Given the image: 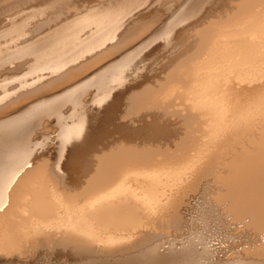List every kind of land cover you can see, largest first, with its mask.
Segmentation results:
<instances>
[{"label":"bare ground","instance_id":"6f19581e","mask_svg":"<svg viewBox=\"0 0 264 264\" xmlns=\"http://www.w3.org/2000/svg\"><path fill=\"white\" fill-rule=\"evenodd\" d=\"M133 1L116 2L122 10L116 18L108 10L109 14L93 17L90 7V14L83 11L85 16L60 21L64 24L33 44H27L26 31L25 37L22 34L26 46L19 43V49L11 50L9 44L11 57L0 52V67L29 55L35 60L33 66L28 61L31 67L27 65L21 76L11 79L8 74L10 81L2 78L5 83L0 84V112L18 107L16 101L31 100L0 119V264H31L39 252L45 259L53 256L59 264H264V0H182L178 10L154 30L152 21L141 18L125 24L140 9L134 8L138 4L133 6ZM60 2L53 0L46 8ZM206 3L211 6L208 12L191 25L189 20ZM15 21L14 28L24 26L25 22ZM88 21L97 28L81 38L84 27L91 26L86 25ZM172 39L185 42L177 63L169 64L158 85L130 90L126 111H120L126 98L119 90L139 73L142 53L159 40L172 44ZM98 49V56L89 60L87 53ZM83 57L84 62L77 65ZM95 59L97 64L106 59L110 63L88 76ZM86 105L99 110L90 114ZM131 115L138 116L133 118L137 127L115 125L117 117ZM51 117L57 125V158L48 164L44 145L49 140L34 143L29 134ZM112 134L118 137L108 139ZM196 192L203 195L206 216L219 217L224 235L242 233L253 244L220 259L208 234L197 235L198 242L194 237V241L182 240L181 248L174 240L159 241L166 226L181 228L187 217L181 211L190 201L188 196ZM209 193L212 198H206ZM213 207H217L215 216ZM239 223L240 229L235 226ZM156 227L160 234H154Z\"/></svg>","mask_w":264,"mask_h":264},{"label":"rangeland","instance_id":"374dc122","mask_svg":"<svg viewBox=\"0 0 264 264\" xmlns=\"http://www.w3.org/2000/svg\"><path fill=\"white\" fill-rule=\"evenodd\" d=\"M11 1H12V4H11ZM21 0H16V2H15V0L13 1V0H0V31L2 30V32L3 31H5V33L3 32L2 33V35H1V32H0V38L2 37V39L4 38V41L2 40V39H0V49L2 50V51H0L1 52V54H4L5 52H7V54H6V57H11L12 56V54L14 53H12L11 52V50H14V49H19L18 48V46L20 47V44H24V46H26L25 44H26V40L27 39H29L30 40V38H32L33 37V35L34 34H36L35 36H34V38L33 39H31L30 41L28 40L27 41V44H29V43H32L33 44V40L35 41V40H39V38L41 37V38H43L44 36H47L48 35V33H51V32H53V31H55L59 26L58 25H60L61 24V22H64V23H66L67 21L69 22V21H71V20H74V18H78V17H82V16H85V15H88V14H90L89 12H90V10H91V8L90 7H92V9H94V11L93 10H91L93 13L92 14H90V15H95V16H93V17H97V16H100L99 14H101V15H103V13H108V11L110 12V11H112L110 14L111 15H114L115 16V18H116V16L117 17H120V16H122V12H120V11H122L121 10V6H119V8H118V4L117 3H119V5L122 3V0L121 1H119V0H114V4L115 5H113V6H116V7H113L112 6V1L113 0H110L109 1V3L107 2V0H69V1H66V0H61V2H64V3H62L64 6H63V8H61L62 7V4H61V2L59 3V4H57L56 6L57 7H51V8H46L50 3L49 2H51L52 3V1L53 0H46V1H44V0H38V2H37V0H32V4H31V0H22L21 1V3L19 4V2H20ZM48 1V2H47ZM119 1V2H118ZM139 1V2H138ZM142 1V2H141ZM175 1V2H174ZM177 1V2H176ZM217 1V0H216ZM15 2V3H14ZM26 2V3H25ZM29 2V3H28ZM36 2V3H35ZM39 2H41V3H39ZM45 2H46V4H45ZM70 3V6H72L71 8H69V4H66V3ZM74 2V6H73V3ZM117 2V3H116ZM135 2V3H134ZM147 4H145V3ZM152 2V3H151ZM156 2V3H155ZM170 2V3H169ZM182 0H170V1H168V0H154V2H153V0H135V1H133V6H135V4H138V5H136L134 8H138V7H140V11L138 10V9H136V11L137 12H139V13H137L135 10L133 11V13H134V16H130V20H128V22H129V24H128V22H127V20L125 21V24L127 23V25H130V23H131V21L132 22H134V21H137V20H140V18L141 19H144L145 20V22L146 21H148V22H150V21H152V27H153V30L156 28V29H158L162 24H163V22L165 21V20H167V19H169L171 16H172V13H174V12H176V10H178V9H176L177 7L179 8L180 7V5L182 4ZM28 3V4H27ZM35 3V4H34ZM77 3V4H76ZM98 3V4H97ZM106 3V4H105ZM110 3H111V5H110ZM149 3V4H148ZM14 4V5H13ZM16 4V5H15ZM25 4V5H24ZM42 4V5H41ZM101 4V5H100ZM105 4V5H104ZM109 4V5H108ZM117 4V5H116ZM141 4V5H140ZM144 4V5H143ZM157 4V5H156ZM162 4V5H161ZM169 4H171V6L169 5ZM174 4V5H173ZM175 4H176V6H175ZM8 5V6H7ZM21 5V6H20ZM32 5H33V7H32ZM35 5V6H34ZM44 5H46V6H44ZM51 5V4H50ZM96 7H95V6ZM140 5V6H139ZM148 5H151V6H148ZM156 5V6H155ZM160 5H161V7H160ZM164 5L165 6H169V7H164ZM206 5H208L207 7L206 6H204V7H202V8H200L201 10H199V12H197L196 14H195V16H193L191 19H192V21H191V19L189 20V23L191 24V23H194V21H196V20H198L199 18L198 17H202V15L204 16V14H206L207 12H208V10H209V8L211 7L210 6V3L209 4H207L206 3ZM5 6H6V8H5ZM15 6V7H14ZM16 6H19L20 8H18V7H16ZM24 6V7H23ZM40 6V7H39ZM43 7V9L45 8V9H47L46 11L47 12H43V9H42V7ZM60 6V7H59ZM66 6H67V9H66ZM94 6V7H93ZM98 6V7H97ZM105 6L107 7V9H105ZM109 6V7H108ZM142 6L144 7L143 9H144V12H142L143 11V9H142ZM146 6H148V7H150V8H148V7H146ZM158 6V7H157ZM3 7V8H2ZM27 7V8H26ZM29 7V8H28ZM35 7H37L38 9L40 8V10H39V12H38V9L37 8H35ZM104 7V8H103ZM132 7V6H131ZM130 7V8H131ZM163 7V8H162ZM16 8H18L17 10H15ZM32 8V9H31ZM53 8H56V9H53ZM60 10H59V9ZM87 8H88V10H87ZM101 8V10H99ZM113 8V9H112ZM133 8V7H132ZM146 8V9H145ZM171 8V9H170ZM6 9V10H5ZM13 9V10H12ZM19 9H21V11L19 10ZM42 9V10H41ZM48 9H50V10H48ZM58 9V10H57ZM65 9V10H64ZM110 9V10H109ZM117 9V10H116ZM150 9L152 10V13H151V11H150ZM159 9V10H158ZM165 9V10H164ZM174 9V10H173ZM199 9V8H198ZM205 9V11L203 12L202 10H204ZM1 10H2V12H1ZM9 10V11H8ZM23 10H25V11H23ZM28 10H30V12H28ZM52 10V11H51ZM65 11V12H63V11ZM87 10V11H86ZM106 10H108V11H106ZM113 10H115V11H113ZM147 10V11H146ZM162 10V11H161ZM172 10V11H171ZM14 11V12H13ZM16 11V12H15ZM18 11V12H17ZM35 11V12H34ZM50 11V12H49ZM86 12V13H84V12ZM97 11H100V13L99 12H97ZM103 11V12H102ZM119 11V12H118ZM131 11V10H130ZM153 11H155V12H153ZM169 11H171V12H169ZM174 11V12H173ZM202 11V12H201ZM7 14H6V13ZM36 12H38V16H35L36 15ZM55 12H57L56 14H55ZM68 12V13H67ZM118 12V14H119V16L116 14V13ZM129 12V11H128ZM163 12H165V13H163ZM169 12V13H168ZM206 12V13H205ZM3 13V14H2ZM14 13V14H13ZM22 13H24V15L22 14ZM26 13V14H25ZM30 13V14H29ZM35 13V14H34ZM40 13H43V15L41 16V14ZM51 13V14H50ZM65 14V17H64V14ZM80 13H82V15L80 16L79 14ZM85 15H84V14ZM88 13V14H87ZM95 13V14H94ZM98 13V14H97ZM113 13H115V14H113ZM143 13V14H142ZM148 13H150V15L148 14ZM158 13V14H157ZM203 13V14H202ZM1 14H2V16H1ZM6 14V15H5ZM16 14V15H15ZM27 14H29V15H27ZM32 14V15H31ZM40 14V15H39ZM48 14H49V16H48ZM53 14V15H52ZM59 14V15H58ZM63 14V15H62ZM109 14V13H108ZM147 14V15H146ZM168 16H167V15ZM170 14H171V16H170ZM5 15V16H4ZM52 15V16H51ZM55 15V16H54ZM71 15V16H70ZM97 15V16H96ZM105 15V14H104ZM129 15V14H128ZM128 15H127V17L126 18H128ZM138 15H141V17L140 16H138ZM157 15H159V16H157ZM10 16H12L11 18H10ZM21 16V17H20ZM28 16V17H27ZM31 16H33V17H31ZM69 16V18L70 19H68L67 17ZM78 16V17H77ZM147 16V17H146ZM151 16V17H150ZM167 16V17H166ZM198 16V17H197ZM17 17H18V19H17ZM20 17V18H19ZM24 17V18H23ZM25 17H26V19H27V21L28 20H31V22H29L28 21V23L25 21L26 19H25ZM31 17V18H30ZM35 17H37L36 19H35ZM43 17V18H42ZM44 17H46V18H44ZM54 17H57V19L56 18H54ZM60 17V18H59ZM64 18V19H62V18ZM90 17V16H89ZM135 17V18H134ZM136 17H138V18H136ZM196 19H195V18ZM40 18V19H39ZM48 18H50V20L48 19ZM54 18V19H53ZM71 18H73V19H71ZM125 18V19H126ZM131 18H132V20H131ZM160 18V19H159ZM163 18H164V20H163ZM1 19H3V20H1ZM5 19V20H4ZM10 19H12V23L14 24V23H17L15 20H17V21H19L20 20V22H18V24L19 23H21V22H25V23H22V24H24V26L21 28V27H19V28H14L13 26H12V23H10L11 22V20ZM15 19V20H14ZM22 19H24L23 21H21ZM39 19V20H38ZM45 19V20H44ZM46 19H47V21H46ZM52 19V20H51ZM194 19V20H193ZM34 20V21H33ZM54 20V21H53ZM62 20H64V21H62ZM9 21V22H8ZM33 21V22H32ZM36 21H39V22H36ZM42 21H44V22H42ZM51 21V22H50ZM59 21V22H58ZM61 21V22H60ZM161 21V22H160ZM35 22V23H34ZM50 24H49V23ZM89 22V21H88ZM8 23V24H7ZM26 23H27V27H26ZM29 23H30V25H31V23H32V25L30 26L29 25ZM34 23V24H33ZM64 23H62L61 25H63ZM90 23H92V22H89L88 24H86V25H88L89 26V24ZM160 23V24H159ZM188 23V24H189ZM5 24V25H4ZM11 24V25H10ZM36 24V25H35ZM44 24V25H43ZM49 24V25H48ZM57 24V25H56ZM94 24V23H93ZM124 24V26H123V28H121L122 30H124L125 29V27H126V25ZM10 25V26H9ZM37 25H39V26H37ZM43 25V26H42ZM60 25V26H61ZM91 26H89V27H84V28H86L87 30H85L84 28V30L87 32H81L80 31V33H82V35L79 33V35H81V38H85L86 36H89V31L92 33V31L93 30H96L95 28H97L96 27V25L94 24V27H93V25L92 24H90ZM192 25V24H191ZM13 28H12V27ZM29 26V27H28ZM46 26H48V27H46ZM58 26V27H57ZM158 26V27H157ZM7 27V28H6ZM9 27H11V28H9ZM30 27H32L31 29H30ZM46 27V28H45ZM57 27V28H56ZM151 27V28H152ZM21 28V29H20ZM27 28V29H26ZM36 28V29H35ZM44 28L46 29V32L44 31ZM48 28V29H47ZM55 28V29H54ZM91 28L93 29V30H91ZM3 29H5V30H3ZM12 29H13V31H12ZM18 29V30H17ZM25 29V30H24ZM28 29H30V30H28ZM35 29V30H34ZM53 29V30H52ZM90 29V30H89ZM9 30V31H8ZM11 30V31H10ZM15 30V31H14ZM40 30V31H39ZM89 30V31H88ZM152 30V31H153ZM16 31L18 32V35H19V37L21 36V38H17L18 37V35H17V33H16ZM29 32V34L27 33V32ZM77 31H79V30H77ZM6 32H8V33H6ZM19 32H21V33H19ZM38 34H37V33ZM43 32H45V33H43ZM120 32L122 33V31L120 30ZM150 32V31H149ZM192 32H193V30L191 29V31H188V33H190L189 35H191L192 34ZM10 33V34H9ZM14 33V34H13ZM16 33V34H15ZM26 33L29 35H27L26 36V38L27 39H24V37H25V35H26ZM47 33V34H46ZM22 34H23V36H22ZM120 34V33H119ZM5 35V36H4ZM31 35H32V37H31ZM86 35V36H85ZM37 36H38V38H37ZM15 39H14V38ZM23 38V39H22ZM40 38V39H41ZM5 39H7V40H5ZM11 39V40H10ZM19 39H20V41L21 42H19ZM13 40V41H12ZM173 40V39H172ZM17 41H18V43H17ZM22 41H25L24 43H22ZM175 41V42H174ZM5 42V43H4ZM8 42V44L6 45V43ZM10 42V43H9ZM14 42L15 43H17L16 44V48L14 47L15 45H14ZM29 42V43H28ZM158 42V43H157ZM156 42V44L154 43L153 44V47L151 48V47H148L147 49H146V52H143L142 54L143 55H141V58H140V60L138 59V61L140 62V64H139V62H137V64H139L138 66H141V64H142V68L140 67V71L138 70V72L139 73H137V75H138V78H137V75L136 76H133V78H131L129 81H128V83H126V85L121 89V90H119V93H122V94H125V95H123V97L124 98H126L127 97V94L129 93H131L132 91H130V90H133V91H137L138 89L140 90V88H143V87H146V86H156V85H158L159 84V82L160 81H163L164 80V78H165V76H166V73L168 72V70H169V68H170V63L171 64H173L174 63V61L177 63V61L179 60L178 58H179V56H180V53H181V51H182V48H183V46H184V44H185V42L183 41V43L182 42H180V41H178V40H173V43L171 44V42L169 41L168 43L167 42H165L166 44H164V41H163V43H162V40H159V41H157ZM176 42H178V43H176ZM3 43V44H2ZM20 43V44H19ZM135 43V42H134ZM182 43V44H181ZM7 46V48L5 47V45ZM9 44L11 45L10 47H9ZM133 44V43H132ZM132 44H130L129 46H131ZM160 44V45H159ZM162 44V45H161ZM171 44V45H170ZM177 46H176V45ZM2 45L4 46V48L2 47ZM14 45V46H13ZM21 45V47H23ZM165 45H166V47H165ZM170 46V48L172 47L173 48V50H172V48H171V50H170V48L168 49L167 47H169ZM128 46V47H129ZM155 46V47H154ZM157 46H159V47H157ZM163 46V47H162ZM182 46V47H181ZM11 49H9V48ZM12 47V48H11ZM178 47V49H176ZM6 48V49H5ZM14 48V49H13ZM151 48V49H150ZM156 49V50H158V52L159 53H161V54H159L156 50H154V49ZM160 48V49H159ZM167 49L166 51H165V49ZM10 50V53L8 52L9 50ZM162 49V50H161ZM6 50H8V51H6ZM100 49H98V51H94V52H91V53H87V55L89 56V60H92V57L93 58H96L98 55H96V52H100L99 51ZM102 50V49H101ZM148 50H150V51H148ZM152 50V51H151ZM153 50H154V52H153ZM160 50V51H159ZM170 50V51H169ZM176 50V51H175ZM4 51V53H2ZM145 51V50H144ZM148 51V52H147ZM171 52V53H170ZM178 52V53H177ZM92 53H95V55L94 54H92ZM154 53H156V55L154 54ZM157 53L159 54V57H157ZM146 54V55H145ZM151 54H154V55H151ZM171 54V55H170ZM175 55V56H173V55ZM92 55V56H91ZM145 55V56H144ZM178 55V56H177ZM91 56V57H90ZM167 56V57H166ZM26 57V56H25ZM25 57H23V58H19V59H15L11 64H9V63H7L6 65V67L5 66H3V67H0V84H3V83H5L6 82V80L9 78V76H8V74L10 75V77H11V79L12 78H14V77H17V75L18 76H21L24 72H26L27 70L26 69H28V68H26L27 67V65L28 66H30L31 67V63H32V66L34 65L33 63L35 62V60H34V58H33V56L31 57L30 55L29 56H27L26 58ZM29 57V58H28ZM31 57V58H30ZM85 57H87V56H85ZM85 57H83L82 59H80V61H82V62H78L77 63V65H79V63H83L84 62V60L85 59H88V57L87 58H85ZM143 57V58H142ZM153 57V58H152ZM169 57H171V59H169ZM176 57V58H175ZM85 58V59H84ZM91 58V59H90ZM155 58V59H154ZM174 58V59H173ZM27 59V60H26ZM29 59H31V60H29ZM22 60V61H21ZM34 60V61H33ZM96 60L97 59H95L94 61H92L90 64H91V66H90V68H89V71H87L86 72V75H91V73H93L94 71H96V70H98L99 68H100V65H102V66H105V64L106 65H108L110 62H109V60L108 59H106V60H103L102 62L100 61V63H96ZM143 60V61H142ZM150 60V61H149ZM166 60V61H165ZM18 61H19V63H18ZM31 62V63H29V62ZM143 62V63H142ZM27 63H29V64H27ZM104 63V64H103ZM14 66H13V65ZM22 66H21V65ZM89 64V65H90ZM94 64V65H93ZM166 64V65H165ZM175 64V63H174ZM8 65H11L12 66V69H11V67L10 66H8ZM99 65V66H98ZM143 65L145 66V67H143ZM93 66H95V67H93ZM101 66V67H102ZM169 66V67H168ZM8 67V68H7ZM163 67V68H162ZM4 68V70H2ZM10 68V69H9ZM22 68V69H21ZM145 68V69H144ZM161 70H160V69ZM18 69V70H17ZM20 70V71H19ZM3 71V72H2ZM10 71H11V73H10ZM13 71V72H12ZM15 71V72H14ZM21 71H22V74H21ZM24 71V72H23ZM92 71V72H91ZM143 71H145V72H143ZM166 71V72H165ZM19 73V74H18ZM141 73V74H140ZM146 73V74H145ZM149 75H148V74ZM153 73V74H152ZM157 73H159V74H157ZM163 73V74H162ZM17 74V75H16ZM157 74V75H156ZM6 75V76H5ZM12 75H14L13 77H12ZM85 75V74H84ZM83 75V76H84ZM141 75V76H140ZM145 75V76H144ZM155 75V76H154ZM5 76V77H4ZM140 76V77H139ZM152 76V77H151ZM134 77H136V81L135 80H132V79H134ZM148 77V78H147ZM153 77H155V78H153ZM2 78H5V82H3V80H2ZM140 78V79H139ZM147 79V80H146ZM150 79H152V80H150ZM148 80H150V81H148ZM157 80V81H156ZM8 81H10V78H9V80ZM7 81V82H8ZM147 81V83H145ZM156 83H155V82ZM133 82V83H132ZM137 82V83H136ZM139 82V83H138ZM141 82V83H140ZM144 82V83H143ZM153 82H154V85H153ZM131 83V84H130ZM150 85H149V84ZM138 84H141L140 86L138 85ZM16 85V83H13V84H10L9 86L10 87H14ZM128 85V86H127ZM135 87V88H134ZM140 87V88H139ZM129 88V89H128ZM131 88V89H130ZM3 91V89L2 88H0V92H2ZM91 94V92H89L88 93V95H86L85 97H84V101L86 102V104H88L89 102H90V99H89V95ZM128 94V95H129ZM87 97V98H86ZM87 99H88V102H87ZM179 99V98H178ZM179 100H181V99H179ZM29 102H31V100L30 99H24V100H20V101H16V104H18L19 103V106L18 107H16V108H14L13 109V107L11 108V106L10 107H8L7 109L5 108L4 110H2V112H0V119H3V117H5V116H7V115H9V114H11V113H13V112H16L17 110H19L20 108H22V107H24V106H26L27 104H29ZM127 98H126V100L124 99L123 101L121 100V107H122V105H123V108H120V111H126V105H127ZM126 104V105H125ZM88 108V109H87ZM90 109V110H89ZM93 109H94V111L93 110H91V108H90V105L89 106H85V110H87L88 111V113H97L98 112V108H96V107H93ZM98 109V110H97ZM67 110V108L64 110V111H66ZM131 111H133V110H131ZM147 112H152V111H147ZM146 112V113H147ZM90 113V114H91ZM89 117V116H88ZM96 116H94V118H95ZM137 115H131V116H129V117H127V118H125V119H123V118H121V116H119V117H117V119L115 120L116 122H115V125H117V124H128L130 127H132L133 126V128H135V127H137L138 125H139V123H135V119H137ZM52 118V119H51ZM50 119H45L44 120V124L43 123H41L40 124V129H39V127H38V125L37 126H34V129H32V133H30L29 134V138H30V140H32L34 143H35V141L34 140H39V142H41L42 140H49L47 143H46V145H44V151H45V155H46V160H47V162H48V164H53L54 162H55V159L57 158V155H56V152H55V150H56V147H57V140L55 139V136H56V134L57 133H55V130H56V128H57V125L55 124V121H54V117H51ZM93 117L91 116V119H92ZM119 118V119H118ZM133 118H135V119H133ZM47 120V121H46ZM48 120H50V121H48ZM94 120V119H93ZM118 120V121H117ZM133 121V122H132ZM126 122H128V123H126ZM131 122H132V124H131ZM97 124V123H96ZM96 124H94V125H96ZM135 124V125H134ZM45 125V126H44ZM50 125V126H49ZM55 125V128L53 127ZM114 125V124H113ZM113 125H111V127H113ZM132 125V126H131ZM44 126V127H43ZM90 126H92V125H90ZM37 127H38V130H37ZM42 127V128H41ZM34 131H35V133H34ZM52 132V133H51ZM33 134H35V135H33ZM41 134H43V135H41ZM54 134V135H53ZM41 135V136H40ZM45 135V136H44ZM37 137V138H36ZM46 137L48 138V137H50V138H48V139H46ZM118 136H117V134H112L108 139H116ZM39 138V139H38ZM42 138V139H41ZM44 138V139H43ZM32 142V143H33ZM38 142V141H37ZM50 142V143H49ZM45 146H46V148H45ZM53 162V163H52ZM73 176H75V174L73 175ZM208 197H211L212 198V195H211V193H209L208 195H206V198H208ZM192 198V199H191ZM193 198H194V200H193ZM200 198V199H199ZM196 199V200H195ZM188 200H190V201H188L189 203H188V205H186V206H184V208H183V210L181 211V213H182V216H183V218L185 217V216H187V217H185L184 219H182V222H181V224H180V227L181 228H179V230L178 229H175V227H173L172 225H169V226H166V223L163 225V228H164V226H166L165 228H164V230H163V236L161 237V239L159 240V241H161L162 243H163V241L164 242H167L168 240L169 241H173L174 240V242H176V244H177V246L178 247H180L181 248V244H182V240L183 241H186L187 239H193V237H194V239H195V241L196 242H198V236L199 237H201V235L202 236H205L206 237V235L208 234L209 235V240H211L212 241V243H210V245L212 246V248L214 249V250H216V254H217V256L218 257H220V259H224V258H226V257H230L232 254H235V252L234 251H236V252H239V253H241L243 250H245V248H248V247H250L252 244H253V240H251V237H248V238H246L245 237V235L244 234H232V235H230V236H227V235H224V232H223V230H220V225H219V223L217 222V220L216 219H218V220H220L219 219V217H216L215 219L213 218V220H215V221H213L212 220V218L210 219L209 217H207L206 216V208H204V206H203V195H202V193L201 192H196V193H191L189 196H188ZM193 201V202H192ZM194 202H195V204H194ZM212 205H214V206H216V204H215V202L213 203V199H212V203H211ZM186 207V208H185ZM202 207V208H201ZM192 208V209H191ZM194 208V209H193ZM204 208V209H203ZM214 208V207H213ZM190 209V210H189ZM201 209V210H200ZM204 211H203V210ZM215 209V213H214V216H215V214H217V207H215L214 208ZM192 213H191V212ZM200 211V212H199ZM202 212V213H201ZM205 212V213H204ZM219 212H220V214H221V210L219 209ZM191 213V214H190ZM194 213V214H193ZM196 213V214H195ZM205 215H204V214ZM191 215H192V217H191ZM199 215H201V216H199ZM202 215H204V216H202ZM196 216V217H195ZM206 216V217H205ZM213 216V217H214ZM189 217V218H188ZM198 217L199 218H201V219H198ZM203 217H205L204 219H203ZM195 218H196V220H195ZM195 220V221H193V220ZM202 219H203V221H202ZM206 219V220H205ZM208 219V220H207ZM227 219H229V222H230V219H231V217H227ZM227 219H225V220H227ZM199 220V221H198ZM204 220L207 222V223H204ZM209 220H211V221H209ZM186 221V222H185ZM190 221H192V222H190ZM198 221V222H197ZM201 221H202V223H201ZM200 222V223H199ZM212 222H214V223H212ZM186 223V224H185ZM190 223V224H189ZM209 223V224H208ZM183 224H185V227L183 226ZM201 224V225H200ZM203 224V225H202ZM209 225V227H208V225ZM217 224H218V226H217ZM182 225V226H181ZM189 225V226H188ZM235 225V224H234ZM234 225H230L229 227L232 229V230H234V228H235V226L236 227H238L239 229L240 228H242V224L241 223H239V224H236L235 226ZM191 226V227H190ZM192 226H193V228H192ZM205 226H207V228L205 227ZM211 226H213L212 227V229L210 228ZM219 227V228H218ZM159 227H156V228H154L158 233H156V231L154 230V234H160V232H161V230H160V228L158 229ZM189 228H191V229H189ZM198 228V229H197ZM170 229V230H169ZM173 231H172V230ZM200 229H201V231H200ZM210 230L211 232H209L208 230ZM168 230V231H167ZM187 230V231H186ZM193 232V233H190L191 231ZM199 230V232H201V233H199V232H197V231ZM205 230V231H204ZM220 230V231H219ZM151 231H153V230H151ZM181 231V232H180ZM186 231V232H185ZM189 231V232H188ZM207 231V232H206ZM219 231V232H218ZM183 232V233H182ZM203 232V233H202ZM205 232V233H204ZM216 232H217V234H216ZM187 233H190V234H187ZM222 233V234H221ZM193 234H196V235H193ZM201 234V235H200ZM176 235V236H175ZM183 235H184V237H183ZM189 235V236H188ZM198 235V236H197ZM213 235H215V236H213ZM165 236V237H164ZM173 236V237H172ZM210 236H212V237H210ZM220 236V237H219ZM235 236V237H234ZM237 236V237H236ZM167 237V238H166ZM171 237V238H170ZM189 237V238H188ZM192 237V238H191ZM228 237V238H227ZM166 238V239H165ZM173 238V239H172ZM176 238V239H175ZM181 238H183V239H181ZM184 238H186V239H184ZM207 238H208V236H207ZM211 238V239H210ZM234 238H235V240H234ZM241 238H244V239H241ZM178 239V241H176ZM194 239H193V241H194ZM197 239V240H196ZM217 239H218V241H217ZM167 240V241H166ZM229 240H231V241H229ZM210 241V242H211ZM218 242V243H217ZM222 242V243H221ZM249 242V243H248ZM252 242V244H250ZM185 242H183V244H184ZM225 243V244H224ZM228 243V244H227ZM234 243V244H233ZM245 243V244H244ZM182 244V245H183ZM230 244V245H229ZM237 244V245H236ZM249 244V245H248ZM258 244V243H257ZM168 244H164V247H166ZM198 246H200V245H198ZM215 246H216V249H215ZM231 246V247H230ZM222 247V248H221ZM225 248H226V250H225ZM242 248H244L243 250H242ZM219 249V250H218ZM230 249V250H229ZM161 250H163V251H167L166 249H164V248H161ZM248 251H249V249H247ZM252 250V249H251ZM228 251V252H227ZM251 253H252V251H251ZM43 257V254L41 253V252H39L38 253V255L34 258V260H33V262L31 263V264H42V263H45V262H48V264L51 262L52 264H59L60 263V261L59 260H57L56 258H54L53 256H49V257H47V258H49V259H45V258H42ZM224 257V258H223ZM43 259V260H42ZM43 261V262H42ZM45 261V262H44ZM55 261V262H54ZM62 262V261H61ZM30 264V263H29Z\"/></svg>","mask_w":264,"mask_h":264}]
</instances>
